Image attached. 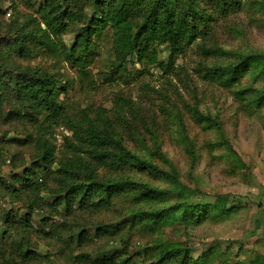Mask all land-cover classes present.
I'll return each mask as SVG.
<instances>
[{
    "label": "rangeland",
    "instance_id": "obj_1",
    "mask_svg": "<svg viewBox=\"0 0 264 264\" xmlns=\"http://www.w3.org/2000/svg\"><path fill=\"white\" fill-rule=\"evenodd\" d=\"M45 1L0 0V36L11 23L19 26L32 14L38 17ZM68 1L80 22L103 11L94 0ZM220 1L199 0L206 28L191 44L157 45L155 63L150 57L140 61L135 53L120 66L112 27L96 34L92 62L84 71L43 48L21 54L0 38L1 57L5 53L10 64L40 67L71 84L62 100L73 117L87 113L95 119L105 111L132 152L167 172L102 166L97 169L100 180H133L159 189L175 188L180 181L195 188L194 200H206L207 206L219 194L235 206L223 216L210 210L197 222L156 230L146 223H122L136 213L167 207L176 197L141 199L140 189L131 188L110 206L94 204L74 185L84 182L82 177L63 179L59 162L72 131L65 125L47 130L57 154L55 161L43 162L36 121L20 116V105L6 92L0 105V264H178L160 260L166 246L174 245L189 250V264L207 251L225 252L224 258L239 264L249 262L246 249L264 251V98L258 100L264 91V62L252 63L233 85L201 70L264 54V0H237L226 10ZM151 3L134 4V26L146 18ZM80 27L74 25L63 36L68 46ZM198 112L217 118L223 132ZM172 172L178 180L168 175ZM172 251L178 255V249Z\"/></svg>",
    "mask_w": 264,
    "mask_h": 264
},
{
    "label": "trees",
    "instance_id": "obj_2",
    "mask_svg": "<svg viewBox=\"0 0 264 264\" xmlns=\"http://www.w3.org/2000/svg\"><path fill=\"white\" fill-rule=\"evenodd\" d=\"M94 0L95 6L102 7L103 11L98 18L93 17L89 22H80L68 0H46L38 10V17L30 15L22 25H9L4 36H0L3 44H13L21 54L31 55L36 47L43 48L60 61L86 70L92 62V48L97 33L107 27L113 28L114 46L120 66H125L127 59L135 53L140 61L150 57L156 60L155 47L166 42L170 44H191L198 37L201 28L207 26V21L198 9L199 0H152L147 16L141 24L134 26L130 19V12L134 4L143 0ZM237 0H221L219 7L226 10ZM115 2V3H114ZM205 19V20H204ZM81 24L77 29L75 41L68 46L63 36L73 31L74 25ZM36 24L35 29L29 28ZM214 52V50H209ZM264 62L263 53H250L238 62L226 66L203 67L201 70L208 75L220 78L225 84L237 83L246 68L252 63ZM71 88L69 82H63L53 73L36 66H14L10 64L5 53L0 54V105L4 103L5 93L10 92L20 105L19 115L28 114L36 121V141L41 149V160L45 163L55 161L57 146L47 135L56 126L65 125L72 133L66 137L64 144L66 152L62 155L59 165L64 175V181L72 177H82L84 182L74 184L78 191L88 196L94 204L110 206L113 199L123 190L140 189L141 199L166 201L176 197V201L167 207L139 212L124 220L122 223L133 221L146 223L151 230L159 226L175 224L177 222L199 221L207 216L210 210H215L219 216L228 214L235 206L225 194H219L214 204L207 206L206 200H194L197 190L177 181L175 188L159 189L149 184L121 180L103 181L97 176V169L109 166L116 169L125 165L141 167L152 172L167 173L159 166L144 160L132 152L116 133L114 126L109 124L105 111L92 118L85 113L75 118L66 108L62 96L66 97ZM264 98V91L259 101ZM198 117L206 120L222 130L219 120L211 115L198 112ZM228 143L227 140H223ZM169 176L177 175L172 172ZM135 221V222H134ZM264 227V219L260 220ZM131 224V225H133ZM157 225V226H156ZM261 226V225H260ZM254 233L253 236H255ZM172 249H178V255ZM249 262L239 264H264V251L255 248L245 250ZM219 260L217 257L219 256ZM204 252L194 264H231L225 252ZM175 259L178 264H189L193 260L188 249L179 250V247L166 246L161 262Z\"/></svg>",
    "mask_w": 264,
    "mask_h": 264
}]
</instances>
